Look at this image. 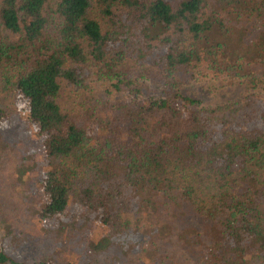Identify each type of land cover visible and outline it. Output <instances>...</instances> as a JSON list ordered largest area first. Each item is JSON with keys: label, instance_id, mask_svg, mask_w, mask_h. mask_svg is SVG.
Returning <instances> with one entry per match:
<instances>
[{"label": "trees", "instance_id": "16d2710c", "mask_svg": "<svg viewBox=\"0 0 264 264\" xmlns=\"http://www.w3.org/2000/svg\"><path fill=\"white\" fill-rule=\"evenodd\" d=\"M216 83L246 91H189ZM2 91L26 97L46 153L31 220L2 194L23 170L0 143V235L45 245L0 242V264H125L134 234L145 264H264V0H0Z\"/></svg>", "mask_w": 264, "mask_h": 264}, {"label": "rangeland", "instance_id": "374dc122", "mask_svg": "<svg viewBox=\"0 0 264 264\" xmlns=\"http://www.w3.org/2000/svg\"><path fill=\"white\" fill-rule=\"evenodd\" d=\"M189 91L205 103H214L240 96L246 89L244 83H216L214 85L204 86L203 88L196 87ZM0 100L8 116L0 129V143H9L11 154L16 161V169L23 170L21 180H17V182L15 170L13 178L10 174L6 176L8 182L6 184L4 183L5 187L2 190V194H13V199L10 203H15L19 207V211L27 209L29 218L33 220L36 218L38 210L44 201L42 180L45 169L44 156L46 153V145L44 138L36 135L35 125L28 120V102L20 91H2L0 93ZM11 172L13 173V171ZM78 211H82V209L80 206L75 205L70 212L77 213ZM97 217L95 216L93 218V233L91 235L93 239L107 232V228L98 222ZM128 217L133 221V225L137 223V215L130 214ZM37 227L40 229V226ZM38 234L45 239L46 243L47 238L45 235L43 236L42 232ZM133 236V238L139 239V244L138 242L136 245L134 244L126 259H129V261L133 259V264H145L148 257L144 248L147 239L145 235H139V238L135 234ZM38 239L39 237L37 238L31 232L15 234L13 237H5L3 232L0 235V242L8 245V247H5L7 251L16 258L23 257L25 259H35L41 251L40 245H45L44 242H40ZM88 240L89 237L83 241L82 251L78 252V255L73 259L87 258L85 244ZM256 245V242H254L250 247L255 248ZM129 261L125 262V264H130ZM72 264L76 263L73 262Z\"/></svg>", "mask_w": 264, "mask_h": 264}]
</instances>
